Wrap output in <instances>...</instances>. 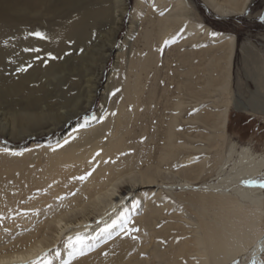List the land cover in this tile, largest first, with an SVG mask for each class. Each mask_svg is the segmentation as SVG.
I'll list each match as a JSON object with an SVG mask.
<instances>
[{
	"label": "rangeland",
	"instance_id": "obj_1",
	"mask_svg": "<svg viewBox=\"0 0 264 264\" xmlns=\"http://www.w3.org/2000/svg\"><path fill=\"white\" fill-rule=\"evenodd\" d=\"M35 1V6L19 15L8 10L5 18L0 19V110L7 117L8 112L19 110L16 107L21 106V96L39 95L45 98L39 105L45 108V114L57 111L70 114L79 105V112H83L70 125L39 137L9 141L8 136L0 134V143L9 152L23 153L10 155L0 148V254L21 250L32 239H41L43 233L45 242L52 241L56 229L49 221L61 213L64 220L70 221L85 214L91 218L90 226L53 239L40 260L47 258L52 264H60L61 257L68 258L77 236L84 240L85 248L94 247L86 255L77 256L72 264L81 261L92 264L104 253H114L116 240L133 237L143 248H137L139 251L131 256L135 247L120 264H127L129 259L141 264H169L183 245L186 252L180 260L186 263L194 260L197 255L192 250L198 248L194 238L196 231H201L202 219L208 220L209 215L221 211L216 196L201 194L194 188L219 181L218 177L228 174L239 159V146H250L255 152L264 153V114L234 107L238 101L248 108L252 102L264 105V22L258 19L259 13L264 12V0H246L243 10L225 18L214 15L204 0H185L189 20L201 24V30L190 32L185 20L173 24L163 35L160 22L167 15L179 14L176 0ZM243 1H238V6ZM65 2L70 4L67 6ZM219 2L230 6L227 0ZM0 4L10 6V0H2ZM121 12L119 28L110 37L113 18ZM33 32H41L45 38L31 36ZM213 32L225 37H211ZM21 36L28 39L26 44L20 43L17 53L14 49L10 52L9 46H16ZM226 36L233 37L230 59L225 56V60L218 62L209 59L213 51L218 53V46L226 43ZM111 41H114L112 50L102 52ZM31 48L40 52L25 51ZM37 55L40 59L35 58ZM29 64L27 71H17ZM215 68H221L217 71L224 74L216 75ZM190 70H195L197 77L192 93L184 86ZM214 76L222 79L216 81L218 85L226 84L224 89L212 81ZM10 85L18 89L17 93ZM88 92L91 100L86 104ZM135 94L139 98V111L129 121V133H124V145L129 147L124 151V159L132 157L129 169L117 177L109 175L113 179L121 177L118 190L125 202L115 215L98 221L91 206L81 207L96 193L93 189L104 186L106 180L101 177L98 183L87 187L88 191L93 190L88 194L81 190L87 178L83 182L78 178L91 171L72 159L49 172L48 153L66 138L68 130L78 128L72 123L98 124L117 106L128 109L130 102L125 98ZM179 100L184 101L183 111L175 114L174 104ZM223 111L226 121L222 129L218 116ZM174 115H177L173 128L177 144L185 145L190 163L170 170L162 164L154 184L136 182L129 189L131 174L158 166ZM34 148L39 152H32ZM204 161V167L197 168ZM221 166L220 176L216 175ZM191 167L188 173H192L193 187L181 188L183 169ZM87 194L90 197L86 200ZM125 221L129 228L139 231L125 235L120 230ZM101 222L104 225L93 231V226ZM262 227L264 197L259 223V228ZM57 252L59 257L55 255Z\"/></svg>",
	"mask_w": 264,
	"mask_h": 264
},
{
	"label": "bare ground",
	"instance_id": "obj_2",
	"mask_svg": "<svg viewBox=\"0 0 264 264\" xmlns=\"http://www.w3.org/2000/svg\"><path fill=\"white\" fill-rule=\"evenodd\" d=\"M176 1L179 14L167 15V18L160 22V35L165 34L176 22L181 23L185 20L189 31L198 33L201 30V24L197 25L189 20L187 2L185 0ZM204 1L211 7L212 12H215V14L219 16L238 13L246 6V0L243 1V4L241 3L242 6L239 4L240 7L238 6V1L240 0H227V2L230 3L229 7L221 4L219 0ZM35 4V0H10V6L0 4V19L5 18V14L8 10L19 15V12L28 10L31 6H35ZM65 4L68 6L70 3L65 2ZM122 17L123 12L118 13L116 17L113 18L114 26L110 28V37L114 36L117 32L119 28L118 23L121 22ZM220 36L225 37L221 33L216 35V37ZM232 36H226V43L224 42L225 44L223 43V45L218 46L216 48L218 53L216 50L213 51L209 59L214 58L217 62L224 58V56L227 57V60L228 58L230 59L234 46ZM211 37L214 36L211 35ZM27 41L28 39H23L21 36L17 42H15L16 46H9L8 50L13 52L12 49H14V52L17 53L16 48L20 47L19 44H26ZM113 43L114 41H111V43L104 45V50H102V52H110L113 48ZM2 50L4 51V48H2ZM228 62L229 61H227V64ZM218 69L222 70L221 68ZM218 69H216V75L224 74V71H217ZM194 72L195 70L189 71L186 78L187 83L184 85L189 91L191 90V93L193 92V88H195L197 79ZM219 76H214L212 81L218 82V80H222ZM217 82V86L224 89L226 84L223 83L218 85ZM0 84H2L1 77ZM209 84L210 83H208V85ZM204 86H206V83ZM9 87L13 88L14 93H17L16 90L18 91V89L15 90L14 85H10ZM3 93L4 92H2V94ZM138 99L136 94L133 97H126L125 101L130 102V107L128 109L124 105H119L109 113H106L98 124H93L94 121H75L72 124L76 123L78 128L75 130H68L66 138H62L60 140L61 142L53 146L49 150L50 153H48L49 160L47 164L49 172L54 171L59 164L70 162L72 159L77 160L84 169L91 171V175L87 177L86 181H82L83 186H81V190L88 192V194L96 190V193L88 200L87 204L81 208L91 206L95 211L94 216L99 218L98 221L103 218H108L109 215H115L114 212L125 202L124 196L121 195L118 190V183H121V181L119 182L121 177L113 179L109 178V175L117 177V175L120 176L121 173L129 169V161L132 157L124 159V151L129 148L124 145V133H129V121L134 119V116L138 114ZM44 100L45 98L39 95L21 96L19 98L21 106L20 108L16 107V109L19 110H11L12 112H8L9 116L7 117H5L7 113L0 110V134L2 133L8 136L9 141H14V139L25 140L27 137H39L42 134L54 132V130L65 125H70V122L75 119L74 117L83 112H79V105L74 107L75 109L70 114H68L67 111L45 114L44 111L46 110L44 106L42 107L44 109H41L39 106ZM90 100L91 95L88 92L85 98L86 104H89ZM183 104V100L176 102L173 112H175V114H180L183 111ZM249 106L250 108L245 106V103H242V101L234 103V107L237 109L241 107V109L245 111L264 114V105L259 106L257 103L252 102ZM112 113H115V115H112ZM176 116L177 115H174L169 123L164 145L166 148L160 157L158 166L139 172L138 175L132 176L131 174V177H129L132 184L129 189L132 190L136 182L154 184L157 175L162 169V164H164L166 169L169 168L170 170L181 164L188 165L190 163L191 157L186 154L188 151L184 149L185 145L177 144L176 134L173 131L174 124L177 122ZM218 120L220 128L222 127L223 129L226 121V111L219 114ZM66 139L69 141L67 144L64 143ZM56 140H54V143ZM33 144L35 143H32V145ZM239 147V159L234 162L228 174L221 178L218 177L219 181L217 180L214 183H202L194 188L195 190L197 189V191H201V194L216 196L219 201V207H221V211L215 216L209 215V221L203 218L200 223L201 231H196L194 241L198 248L192 250L197 255L194 259L196 261L189 259V262L186 263L180 260L181 256H185L184 254L186 252V246L183 245L179 248L174 259L169 264H232L233 260L241 261L240 264H251L253 260L256 261V264H264V251H262V249H264V227L259 228V223L262 219L264 190L258 188L248 189L240 186L241 179L264 176V153H257L250 146ZM0 148L5 147L0 143ZM32 152H39V149L34 148ZM97 152L100 153L98 156L96 155ZM185 159H188L189 162ZM112 163H114V166L111 168ZM204 163L205 161L198 164L197 168H203L205 165ZM222 168L221 166L219 171L216 172V175L220 174L221 170H223ZM188 170L192 171V167L190 169H183V178L179 179V186L184 189H192L193 187V184L190 182L192 173H188ZM101 177L106 180V184H103L104 186L98 190L89 189L88 191L87 189L91 185L98 183ZM227 185L234 187H228ZM88 194L84 196L86 200L90 197ZM61 211L63 210H60V212ZM60 214L61 213H57L56 217L51 220V223L49 221V224L56 229L52 241L53 239L56 241L57 238L62 237L66 233L72 234L79 232L88 229L90 226L89 220L91 218L85 214L80 219L75 218L72 221L64 220L62 217L63 215ZM105 221L103 222L106 223ZM104 223L101 222L98 225H94L93 231L99 230ZM49 227L48 225L46 228ZM45 240V234L43 233L41 239H32L21 250L0 254V264H30L32 260L37 258L40 259L46 247L52 243V241L48 240L49 242H45ZM135 247L136 252L134 251L131 256L135 255V253L139 251L138 249H142L143 244L137 241V239L132 238L116 240L113 245L115 252H109L92 264H120L129 257L128 253L135 249ZM77 264L86 263L81 261ZM127 264L141 263L139 261L132 262L129 259Z\"/></svg>",
	"mask_w": 264,
	"mask_h": 264
},
{
	"label": "snow or ice",
	"instance_id": "obj_3",
	"mask_svg": "<svg viewBox=\"0 0 264 264\" xmlns=\"http://www.w3.org/2000/svg\"><path fill=\"white\" fill-rule=\"evenodd\" d=\"M160 15H164V13L160 12ZM258 19L261 22H264V12L259 13ZM30 35L34 36L36 38H39V39H44L45 38L44 34L41 33V32H33V33H30ZM211 35L215 36L216 34L213 32V33H211ZM5 43H7V41ZM25 51H31L33 53H39L40 49L31 48V49H25ZM48 56L50 58H55V57H51V54H48ZM35 58L36 59H40V56L37 55ZM44 62L46 63V61H44ZM28 67H31V65L29 64L27 67L18 68L17 71H27ZM116 91H119V89H117ZM113 95H115V93H113ZM112 115H115V113H112ZM68 142L69 141L67 139L64 141L65 144H67ZM3 151L5 153H8L10 155H15V156H19V155L23 154L21 152H9V150L7 148L3 149ZM99 154H100L99 152L96 153L97 156ZM87 175H91V173H88L85 176H81L78 179L83 181V180H85L87 178ZM240 186L243 187V188H248V189H256V188H258V189L264 190V176L250 177V178L241 179L240 180ZM120 230L125 235H128L130 232L139 231V229H137V228H129L127 221H125L124 225L121 227ZM133 239H135V237H133ZM93 247L94 246H87V248H85L84 240L81 237L77 236L75 242H73V244H72V249L67 254L68 258L64 259V258L61 257L60 264H72V261L74 259H76L77 256L86 255L87 252L91 251ZM262 251H264V249H262ZM55 255L59 257L60 253L57 252V253H55ZM104 255H107V253H104ZM30 264H52V262L49 261L47 258H45L43 260H40L39 258H37L35 260H32L30 262ZM232 264H239V261L238 260H233ZM251 264H256V261L253 260L251 262Z\"/></svg>",
	"mask_w": 264,
	"mask_h": 264
},
{
	"label": "water",
	"instance_id": "obj_4",
	"mask_svg": "<svg viewBox=\"0 0 264 264\" xmlns=\"http://www.w3.org/2000/svg\"><path fill=\"white\" fill-rule=\"evenodd\" d=\"M210 9V8H209ZM212 11V10H211ZM214 14V13H213ZM214 15H216V14H214ZM217 16H219V15H217ZM227 15H225V16H219L220 18H225Z\"/></svg>",
	"mask_w": 264,
	"mask_h": 264
}]
</instances>
